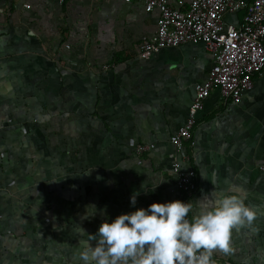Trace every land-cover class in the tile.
<instances>
[{
    "label": "crops",
    "instance_id": "0c3cea01",
    "mask_svg": "<svg viewBox=\"0 0 264 264\" xmlns=\"http://www.w3.org/2000/svg\"><path fill=\"white\" fill-rule=\"evenodd\" d=\"M157 18L141 0H0V264H83L79 240L104 219L174 200L191 219L230 194L262 213L258 231L234 230L233 253L212 258L264 264V68L238 101L213 89L177 152L212 59L190 42L139 58ZM174 160L195 191L175 190Z\"/></svg>",
    "mask_w": 264,
    "mask_h": 264
},
{
    "label": "built area",
    "instance_id": "2783aa9c",
    "mask_svg": "<svg viewBox=\"0 0 264 264\" xmlns=\"http://www.w3.org/2000/svg\"><path fill=\"white\" fill-rule=\"evenodd\" d=\"M65 0H57L63 4ZM129 2L130 0H124ZM147 12L157 11V26L153 34L143 36L138 47L141 59H147L163 48L185 42L202 44L209 52L212 65L203 82L194 87V98L188 108L187 119L170 137L177 152L184 151L191 139L196 114L203 101L218 88L224 101H238L241 93L251 88L253 76L264 68V0H141ZM25 8L30 5L24 4ZM241 12L236 23L226 21L227 14ZM153 145H137L143 153ZM183 159H188L182 154ZM175 190L191 193L196 189V172L183 168L174 160L168 170ZM216 264H231L214 259Z\"/></svg>",
    "mask_w": 264,
    "mask_h": 264
},
{
    "label": "clouds",
    "instance_id": "9594fccd",
    "mask_svg": "<svg viewBox=\"0 0 264 264\" xmlns=\"http://www.w3.org/2000/svg\"><path fill=\"white\" fill-rule=\"evenodd\" d=\"M193 208L191 200L153 202L111 222L104 219L95 234L79 240V259L83 264H216L217 251L233 253V231H258L254 222L262 214L238 194L202 205L189 219ZM80 229L82 236L86 231Z\"/></svg>",
    "mask_w": 264,
    "mask_h": 264
}]
</instances>
